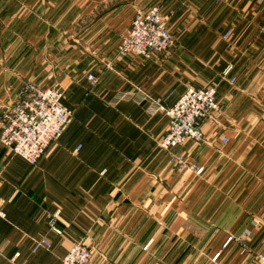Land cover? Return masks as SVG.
<instances>
[{
	"label": "crops",
	"instance_id": "obj_1",
	"mask_svg": "<svg viewBox=\"0 0 264 264\" xmlns=\"http://www.w3.org/2000/svg\"><path fill=\"white\" fill-rule=\"evenodd\" d=\"M153 5L170 55L119 57L135 9ZM24 81L58 85L72 121L35 166L0 146V264H60L79 240L93 249L90 264H255L264 251V0H0V102H15ZM210 84L220 127L214 135L204 123L206 141L175 150L204 167L196 177L158 147L169 120L161 108ZM56 210L59 235L46 218ZM244 233L242 245L220 250ZM42 238L50 248L34 252Z\"/></svg>",
	"mask_w": 264,
	"mask_h": 264
},
{
	"label": "built area",
	"instance_id": "obj_2",
	"mask_svg": "<svg viewBox=\"0 0 264 264\" xmlns=\"http://www.w3.org/2000/svg\"><path fill=\"white\" fill-rule=\"evenodd\" d=\"M229 33H227L228 35ZM172 36L167 29L166 21L159 5L147 9H135L130 27L116 46L119 57L127 55L133 57L151 58L153 55H170L173 47ZM87 79L94 83L96 77L87 75ZM234 78L229 83H234ZM63 92L58 85L40 86L32 81H24L18 91L17 99L10 104H0V146L7 148L13 155L22 158L28 165L35 166L42 158L46 148L57 141L72 121V111L63 102ZM168 124L165 133L157 140L158 147L168 155L169 163L180 171H189L196 177L204 173V167L188 159L183 151H175L188 141L201 143L206 141L202 130L204 123L213 126L212 132L220 125L216 120L221 104L216 100V85L210 84L202 88L188 87L177 101L164 109ZM218 130V129H217ZM222 143L228 138L221 136ZM60 211L47 214L52 231L60 234L61 230L54 221ZM0 217L4 213L0 210ZM244 235L235 237L227 235L221 249H227L232 243L243 244ZM152 240L144 245L146 250ZM50 248L47 239H39L33 245V251ZM93 254L82 240L74 242L62 257L60 264H90ZM220 251L216 252L212 262H216ZM255 264H264V251L257 254Z\"/></svg>",
	"mask_w": 264,
	"mask_h": 264
},
{
	"label": "rangeland",
	"instance_id": "obj_3",
	"mask_svg": "<svg viewBox=\"0 0 264 264\" xmlns=\"http://www.w3.org/2000/svg\"><path fill=\"white\" fill-rule=\"evenodd\" d=\"M164 18H165V17H164ZM116 46H117V45H116ZM50 86H53V85H50ZM44 87H46V86H44ZM0 104H4V103H1V102H0ZM245 236H246V234H245ZM242 243H243V242H242ZM262 252H263V251H262ZM260 253H261V252H260ZM257 254H259V253H257ZM257 254H256V255H257ZM256 255H255V256H256ZM211 258H212V257H211ZM211 258H210V262H212V261H211ZM219 258H220V256H219ZM219 258H218V259H219ZM255 258H256V257H255Z\"/></svg>",
	"mask_w": 264,
	"mask_h": 264
}]
</instances>
